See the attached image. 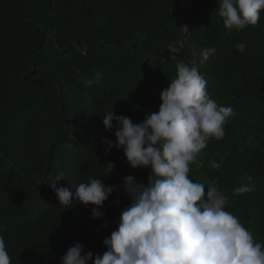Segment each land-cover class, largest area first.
<instances>
[{
    "label": "trees",
    "instance_id": "trees-1",
    "mask_svg": "<svg viewBox=\"0 0 264 264\" xmlns=\"http://www.w3.org/2000/svg\"><path fill=\"white\" fill-rule=\"evenodd\" d=\"M183 2L0 0V236L11 264H60L76 243L94 255L106 251L102 242L130 203L122 177L146 184L150 174L128 167L122 150L105 155L101 141L115 142V127L104 131L102 119L113 108L141 122L158 111L176 64L194 63L191 38L178 45ZM219 6L195 0L189 14L203 46L206 92L234 115L223 139H208L189 178L215 183L228 197L225 211L264 250V10L255 26L236 30L224 27ZM97 72L100 82L85 87L82 80ZM109 162L114 170L104 183L120 187L105 201L103 218L91 219L92 206L75 201L63 210L49 187L57 175L64 177L57 187L74 191L103 177ZM243 184L254 190L234 195Z\"/></svg>",
    "mask_w": 264,
    "mask_h": 264
},
{
    "label": "clouds",
    "instance_id": "clouds-1",
    "mask_svg": "<svg viewBox=\"0 0 264 264\" xmlns=\"http://www.w3.org/2000/svg\"><path fill=\"white\" fill-rule=\"evenodd\" d=\"M261 10L264 0H220L219 16L226 29L242 30L258 23ZM176 69V77L160 93L157 112H146L139 123L115 115L113 108L104 115V131L115 127V142L101 141L105 155L113 148L122 150L128 167L147 169L150 175L146 184L131 175L122 177L123 193L130 203L121 210L117 228L103 240L102 256L85 252L83 244L76 243L60 264H264L262 245L254 243L252 233L225 211L228 197L215 183L205 186L189 178L190 165L208 139L225 136L224 125L234 115L233 109L209 98L198 65L178 62ZM100 79L97 72L94 79L85 78L82 83L90 88ZM212 167L220 165L212 162ZM104 168L103 177L80 183L74 191L57 187L64 180L63 173L57 175L49 187L63 210L72 208L75 201L85 208L92 206L91 219L103 218L105 201L120 187L104 183L114 163ZM253 190L254 185L243 184L233 194ZM0 264H11L2 236Z\"/></svg>",
    "mask_w": 264,
    "mask_h": 264
},
{
    "label": "water",
    "instance_id": "water-1",
    "mask_svg": "<svg viewBox=\"0 0 264 264\" xmlns=\"http://www.w3.org/2000/svg\"><path fill=\"white\" fill-rule=\"evenodd\" d=\"M195 1V0H184L183 5H182V22H183V30H182V36L179 40V47L182 50V44L183 41L189 36L191 38V40L196 44L197 46V53H196V57L194 60L195 65H200L201 61H202V57H203V46L200 43V41L198 40L194 29L192 27L191 24V19H190V14H189V7L190 4ZM86 54V53H85Z\"/></svg>",
    "mask_w": 264,
    "mask_h": 264
}]
</instances>
